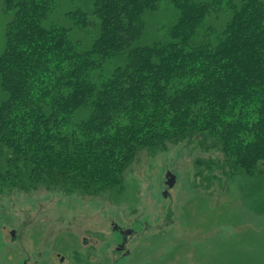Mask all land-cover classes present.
Masks as SVG:
<instances>
[{
	"label": "trees",
	"instance_id": "trees-1",
	"mask_svg": "<svg viewBox=\"0 0 264 264\" xmlns=\"http://www.w3.org/2000/svg\"><path fill=\"white\" fill-rule=\"evenodd\" d=\"M2 1L13 15L0 53L2 186L99 195L142 152L187 140L232 170L264 163V1L171 0L164 40L140 45L161 0H94L89 50L51 21L55 0ZM226 9L227 24L210 25Z\"/></svg>",
	"mask_w": 264,
	"mask_h": 264
},
{
	"label": "rangeland",
	"instance_id": "rangeland-1",
	"mask_svg": "<svg viewBox=\"0 0 264 264\" xmlns=\"http://www.w3.org/2000/svg\"><path fill=\"white\" fill-rule=\"evenodd\" d=\"M55 3L51 21L89 50L100 34L94 0ZM174 10L171 0H161L145 14L140 45L164 40ZM77 11L88 15V27L68 18ZM12 17L0 0V53ZM213 17L208 22L220 29L231 12ZM7 98L0 77V103ZM223 161L217 149L187 140L142 152L121 185L99 195L0 184V264H264V163L247 172ZM115 225L133 231L123 252Z\"/></svg>",
	"mask_w": 264,
	"mask_h": 264
},
{
	"label": "flooded vegetation",
	"instance_id": "flooded-vegetation-1",
	"mask_svg": "<svg viewBox=\"0 0 264 264\" xmlns=\"http://www.w3.org/2000/svg\"><path fill=\"white\" fill-rule=\"evenodd\" d=\"M118 231V230H117ZM126 231H128V230H126ZM126 231H124V230H122V229H119V235L121 236V238H122V241H121V245H119L120 247H119V251H121V252H123L124 250H125V247H126V244H127V240H128V237L130 236V235H132L133 234V231H131L129 234H126ZM84 243L85 244H87L88 243V241H87V239H85L84 240ZM62 260V262H64V258H62L61 259Z\"/></svg>",
	"mask_w": 264,
	"mask_h": 264
},
{
	"label": "water",
	"instance_id": "water-1",
	"mask_svg": "<svg viewBox=\"0 0 264 264\" xmlns=\"http://www.w3.org/2000/svg\"><path fill=\"white\" fill-rule=\"evenodd\" d=\"M175 177H172V178H170L169 179V182H168V186L170 187V188H173V186L175 185ZM165 196H166V194H165ZM119 229V227H118V225H115L114 226V230H118ZM131 231L130 230H128V231H126V234H129ZM14 235V234H13Z\"/></svg>",
	"mask_w": 264,
	"mask_h": 264
}]
</instances>
